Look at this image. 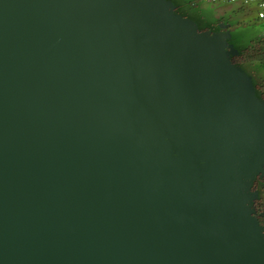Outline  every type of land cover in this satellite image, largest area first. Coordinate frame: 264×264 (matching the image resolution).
<instances>
[{
  "label": "water",
  "instance_id": "obj_1",
  "mask_svg": "<svg viewBox=\"0 0 264 264\" xmlns=\"http://www.w3.org/2000/svg\"><path fill=\"white\" fill-rule=\"evenodd\" d=\"M171 0H0V264H264V99Z\"/></svg>",
  "mask_w": 264,
  "mask_h": 264
},
{
  "label": "flooded vegetation",
  "instance_id": "obj_2",
  "mask_svg": "<svg viewBox=\"0 0 264 264\" xmlns=\"http://www.w3.org/2000/svg\"><path fill=\"white\" fill-rule=\"evenodd\" d=\"M199 2L197 3V9L202 14V17L206 20H211L213 23L207 31L227 39L231 47L237 43L246 44L264 40V31H260V28L259 30L257 29L258 24H253L258 23L259 20L256 22H246L240 19L241 10L234 8L235 3L222 1L203 6ZM217 16H222V18L214 21L213 18ZM258 93L264 99V87L259 88ZM252 191L256 194V198L251 202L252 206L264 226V176L256 177L252 184Z\"/></svg>",
  "mask_w": 264,
  "mask_h": 264
},
{
  "label": "trees",
  "instance_id": "obj_3",
  "mask_svg": "<svg viewBox=\"0 0 264 264\" xmlns=\"http://www.w3.org/2000/svg\"><path fill=\"white\" fill-rule=\"evenodd\" d=\"M178 6L177 13L195 21L201 31H207L212 26L211 20H206L197 9L199 0H171ZM233 47L238 50L231 54L235 64L242 67L253 79L257 92L264 87V40L254 43H237ZM261 222V221H260ZM262 224V223H261Z\"/></svg>",
  "mask_w": 264,
  "mask_h": 264
},
{
  "label": "rangeland",
  "instance_id": "obj_4",
  "mask_svg": "<svg viewBox=\"0 0 264 264\" xmlns=\"http://www.w3.org/2000/svg\"><path fill=\"white\" fill-rule=\"evenodd\" d=\"M203 6H207L210 3H206L203 0H199ZM234 8L236 9H240V19L245 20L246 22H256L257 20H259L258 23H253V24H258V30L260 28V31H264V19L261 20L259 19V7L257 4L254 3H245L244 1H239L236 2L234 4ZM222 16H217L215 18H213L214 21H218L219 19H221ZM257 30V31H258Z\"/></svg>",
  "mask_w": 264,
  "mask_h": 264
},
{
  "label": "built area",
  "instance_id": "obj_5",
  "mask_svg": "<svg viewBox=\"0 0 264 264\" xmlns=\"http://www.w3.org/2000/svg\"><path fill=\"white\" fill-rule=\"evenodd\" d=\"M206 3H219L222 1H228L231 3H236L239 1H244L245 3H254L257 4L260 11H259V19H264V0H203Z\"/></svg>",
  "mask_w": 264,
  "mask_h": 264
}]
</instances>
